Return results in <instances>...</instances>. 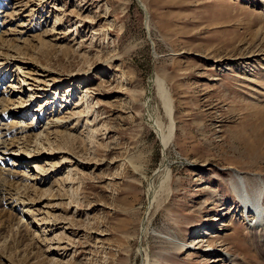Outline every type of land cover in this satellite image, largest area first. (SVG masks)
I'll return each mask as SVG.
<instances>
[{
  "label": "rangeland",
  "instance_id": "rangeland-1",
  "mask_svg": "<svg viewBox=\"0 0 264 264\" xmlns=\"http://www.w3.org/2000/svg\"><path fill=\"white\" fill-rule=\"evenodd\" d=\"M141 1L0 0L24 123L56 94L63 111L12 128L44 174H0V264H264L234 187H264V0Z\"/></svg>",
  "mask_w": 264,
  "mask_h": 264
},
{
  "label": "bare ground",
  "instance_id": "bare-ground-1",
  "mask_svg": "<svg viewBox=\"0 0 264 264\" xmlns=\"http://www.w3.org/2000/svg\"><path fill=\"white\" fill-rule=\"evenodd\" d=\"M8 7H9L8 3L0 2V34H4V36H5V33H7L6 30H4V28L6 27L5 23H7V19L9 18V14H10L9 12H6V8ZM1 39L3 38L0 36V40ZM15 61H16L15 58H12L10 56H2V51L0 50V174H4V175L7 174L8 176H15L17 174H20V172L18 171L19 167H24L23 166L24 164H28V166H26L25 168H28V169L30 168V170H35L37 174L43 175L44 172L37 171V169L39 168L38 165L30 164L33 162V160H35L32 157H30L31 155L12 154V151H14V147L17 145V142L19 143V140H20L19 139L17 142L15 141V139L13 142L11 141L12 140L11 134L13 132L12 128L19 127L18 126L19 124L20 126H23L24 124L25 126L28 125L31 129L35 130L36 128H38L39 124L42 122H45V120H46L45 125L48 127L54 123L61 122L60 120L62 118L60 117V114L63 111L61 107L59 106H56V109L54 111L49 108V106L51 107L52 105H54L55 102L59 104L58 100H55L57 98V94H56L53 97H48L50 99L47 98V100L42 101L41 106H38L35 112L33 113L31 112L32 114L36 116L35 118L37 119V121H33L30 123H24L23 119L28 118L30 116L28 105L34 99L36 94L33 93V89L31 87L27 86L28 83L25 80L20 79V74H22L21 70L19 68H17L16 70L12 68L15 65ZM10 76H12V78L17 77V79H14L13 82L11 81V83H8V77ZM150 80L149 82L152 85L153 83H155L156 78H154L153 76L151 77ZM158 86H159V91L161 93L160 95H161V99L163 102L165 112L171 120L172 127L169 126L170 133L166 135L165 130L163 129L162 125L159 122L158 123L156 122L155 115L151 112V109H150L151 104H149V101H148V104H146L147 109H148L147 116H148V119L155 126L156 131H158L161 139L164 142L163 143L164 148H166L169 144L172 131L174 129L173 128L174 123H173V118H172V115H173L172 106L168 98L167 89L164 85V82L163 81L158 82ZM28 91L30 94L29 95L30 98L29 99L19 98L23 100L24 102H21V106H18V105L16 106L15 104L17 103V101L14 99V96H16L17 94H21L23 96V94H25ZM57 99H59V97ZM17 118H20L22 120L21 121L17 120ZM166 165L163 164V166H166ZM7 175H5V177ZM235 177H237V181H234V182H237V185H234L235 191L244 208V212L247 214V217L250 220L249 221L251 225L250 231H251V234L253 235V239L256 244V249L258 250L260 246L264 248V190H263L264 187L261 188V190H258L256 193H254L251 190V187H250L251 191H249L248 189V183L251 180H248L247 182L245 180L247 179V177L245 178V176L240 174L239 172L235 173ZM32 179H35V178H32ZM246 182H247V185L244 184ZM255 182L257 183L256 179H255ZM260 183L262 182L260 181ZM150 186H152V184ZM254 186H256V184H254ZM151 188L152 187H150V190L152 192ZM20 203L25 204V202H20ZM17 206L18 205H13V207H17ZM216 230H219V228L216 227V224L206 225L204 227H200L198 230L195 229L192 237L206 236L210 233L214 234L211 231H216ZM172 241H174L177 246L180 245L179 248L184 246L176 238H173ZM212 251H215V250H212ZM212 256H215V254H213ZM236 260L237 259L234 256H232V258L226 256L224 262H228V264H238Z\"/></svg>",
  "mask_w": 264,
  "mask_h": 264
},
{
  "label": "water",
  "instance_id": "water-1",
  "mask_svg": "<svg viewBox=\"0 0 264 264\" xmlns=\"http://www.w3.org/2000/svg\"><path fill=\"white\" fill-rule=\"evenodd\" d=\"M137 2L139 3L140 7L145 11V13L147 15V9H146L145 4L141 0H137ZM149 86H150V90H151L152 89V85H151L150 82H149Z\"/></svg>",
  "mask_w": 264,
  "mask_h": 264
}]
</instances>
